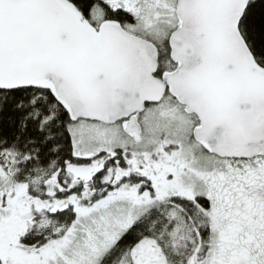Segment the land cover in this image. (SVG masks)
I'll return each instance as SVG.
<instances>
[{"label":"snow or ice","instance_id":"1","mask_svg":"<svg viewBox=\"0 0 264 264\" xmlns=\"http://www.w3.org/2000/svg\"><path fill=\"white\" fill-rule=\"evenodd\" d=\"M0 264H264V0H0Z\"/></svg>","mask_w":264,"mask_h":264}]
</instances>
